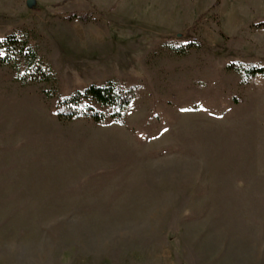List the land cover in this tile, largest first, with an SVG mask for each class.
I'll use <instances>...</instances> for the list:
<instances>
[{
    "label": "rangeland",
    "instance_id": "374dc122",
    "mask_svg": "<svg viewBox=\"0 0 264 264\" xmlns=\"http://www.w3.org/2000/svg\"><path fill=\"white\" fill-rule=\"evenodd\" d=\"M28 2L0 0L41 66L0 61V264H264V0ZM110 84L121 117L59 118Z\"/></svg>",
    "mask_w": 264,
    "mask_h": 264
},
{
    "label": "trees",
    "instance_id": "16d2710c",
    "mask_svg": "<svg viewBox=\"0 0 264 264\" xmlns=\"http://www.w3.org/2000/svg\"><path fill=\"white\" fill-rule=\"evenodd\" d=\"M219 2V0H217ZM85 19V18H84ZM86 21V20H84ZM264 27V23L254 26ZM4 52L5 56L0 58L2 64L10 63L13 57L21 56L27 63V69L33 73L35 78L39 76L41 66L38 64V56L35 51L27 44L21 45L14 35L0 40V55ZM264 73L263 69L252 68L247 72L254 76ZM134 93L123 88L117 89L113 84L105 87H89L82 92H77L69 97L61 98L58 102V116L63 120H74L84 116L90 117L95 121H102L106 115L98 111L95 107L111 108L114 111L112 117L119 118L122 112L131 104Z\"/></svg>",
    "mask_w": 264,
    "mask_h": 264
},
{
    "label": "water",
    "instance_id": "95a60500",
    "mask_svg": "<svg viewBox=\"0 0 264 264\" xmlns=\"http://www.w3.org/2000/svg\"><path fill=\"white\" fill-rule=\"evenodd\" d=\"M28 4H29L30 6H32V5L35 4V2H34V0H29Z\"/></svg>",
    "mask_w": 264,
    "mask_h": 264
}]
</instances>
